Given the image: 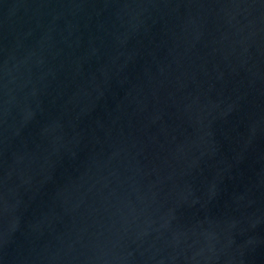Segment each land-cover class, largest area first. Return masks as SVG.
Wrapping results in <instances>:
<instances>
[{
  "label": "water",
  "instance_id": "obj_1",
  "mask_svg": "<svg viewBox=\"0 0 264 264\" xmlns=\"http://www.w3.org/2000/svg\"><path fill=\"white\" fill-rule=\"evenodd\" d=\"M0 264H264V0H0Z\"/></svg>",
  "mask_w": 264,
  "mask_h": 264
}]
</instances>
